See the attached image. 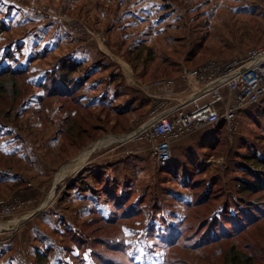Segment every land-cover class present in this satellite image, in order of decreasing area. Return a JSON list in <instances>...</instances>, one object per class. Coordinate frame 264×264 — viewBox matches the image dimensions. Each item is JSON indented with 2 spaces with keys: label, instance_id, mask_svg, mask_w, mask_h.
Instances as JSON below:
<instances>
[{
  "label": "rangeland",
  "instance_id": "1",
  "mask_svg": "<svg viewBox=\"0 0 264 264\" xmlns=\"http://www.w3.org/2000/svg\"><path fill=\"white\" fill-rule=\"evenodd\" d=\"M112 1L0 0V68L24 71L20 97L0 99V179L12 180L0 182L1 264H16L19 250L36 263L42 253L40 264H226L232 248L264 264V183L244 192L239 181L248 165L246 186L264 182V103L240 111L232 136L223 125L185 136L165 169L147 142L125 140L148 116L149 83L264 46V0H146L135 40L119 32L111 44L106 22L134 9L118 14ZM93 33L114 59L106 77L139 83L138 110L86 107L80 84L67 97L43 87L69 37ZM67 116L65 128L82 130L51 151Z\"/></svg>",
  "mask_w": 264,
  "mask_h": 264
},
{
  "label": "built area",
  "instance_id": "2",
  "mask_svg": "<svg viewBox=\"0 0 264 264\" xmlns=\"http://www.w3.org/2000/svg\"><path fill=\"white\" fill-rule=\"evenodd\" d=\"M179 81L190 89L185 99L175 90ZM148 86L154 89V105L125 140L147 142L157 166L165 168L172 162L175 142L221 123L232 136L238 128L240 111L263 103L264 46L229 59L207 60ZM11 212V207L3 209L4 214ZM14 256L16 264H38L21 250Z\"/></svg>",
  "mask_w": 264,
  "mask_h": 264
},
{
  "label": "crops",
  "instance_id": "3",
  "mask_svg": "<svg viewBox=\"0 0 264 264\" xmlns=\"http://www.w3.org/2000/svg\"><path fill=\"white\" fill-rule=\"evenodd\" d=\"M112 2H116V3L119 2L120 4L121 10L120 9L118 10V14L123 11L125 6L131 7V9L132 8L134 9L130 11V14L128 17L127 15L123 14L121 16H117L116 18L115 17L111 19L109 18V20L105 24L104 29H102V31L103 32L105 31V34L107 35H111V38H110L111 44H112L111 39L115 37L120 38V36L118 35L119 32H121L120 34H121L123 41L131 40V39L135 40L134 31H133L135 29L133 28H136V26L140 25L139 22L136 21V17H138L141 14L142 10L140 8L146 6V5L142 6V4H145L146 0H113ZM36 9L37 10L35 9L33 10L35 12L42 13V10L40 8H36ZM144 14H146L145 11H144ZM144 20H146V18ZM94 33L88 35V37H85L84 39H81V37L78 35L74 37H69V40H70L69 46H72V48L69 49L67 53H65L64 55L60 57L61 59H63L64 57L66 56L69 57L70 55L72 59H76L81 62L82 66L79 67L78 71L75 72L74 76L76 77L77 83L81 85V90L84 92L82 101L84 100L85 95L89 96V97H85L86 103H84L85 104L84 106L90 107V108L98 107L101 109H106L109 112L111 111L114 114L116 113L117 115H123L126 112L129 113L131 111L138 110V108L141 107L142 102H145V101H142V97L140 95H137V94L135 95L134 93V90L139 85V83L138 82L136 83V81L132 79H124V80L121 79L120 77H118L117 75L118 73L116 71H112V73L110 74V75H113V78L106 77V73L108 72V69H109V64H112L114 62V59L111 56H109V53H107V51H105L104 49L100 47L101 44L98 40V37L94 35ZM86 38L91 39L92 42H90V44L85 42L87 40ZM115 44L113 43L112 47L119 50L120 46H118V42ZM134 45L137 46L136 44ZM104 56L107 58L104 59ZM60 58L56 62V64L54 63L53 66H49V67L54 69L58 65L57 63L61 60ZM174 76H178V73L176 75L166 76V77H174ZM147 88H149V86ZM175 90L179 92V97L182 99L187 98L190 92V89L187 87L185 82H181V81L178 82V84L175 87ZM130 91H133L132 95L130 94ZM151 91H154V89L152 88L151 90L150 88L149 93H148L150 101L152 102L150 109L154 105V101H155V98L152 95ZM128 98H131V100H129ZM66 119L67 120L65 124L63 123L64 125L62 123L58 124V126L55 129L56 132L51 137V140H50L51 151H53L54 148L57 149L60 146V142L62 141L63 132L65 133L68 132V128L67 127L65 128L66 123L68 121V116L66 117ZM108 136H110L108 132H107V136L102 135V137H105V138H101V135H100L99 138L101 139L94 143L97 144L100 141H105V139L109 140ZM177 142L173 144V152L176 149L175 144ZM94 143L89 142L88 143L89 146H86L87 145L86 144L82 148H80L78 150L79 151L78 156H74L75 158L73 159L70 158L71 161L69 162L66 161L67 163L64 162L65 164L63 166V169L70 166L73 162L77 161L80 155L87 148L92 146ZM14 150L18 151L17 149H14ZM6 181L12 182V180L10 179H0V182H6ZM33 216L34 215L32 213L30 217H33ZM6 257H7L6 255L0 257V264Z\"/></svg>",
  "mask_w": 264,
  "mask_h": 264
},
{
  "label": "trees",
  "instance_id": "4",
  "mask_svg": "<svg viewBox=\"0 0 264 264\" xmlns=\"http://www.w3.org/2000/svg\"><path fill=\"white\" fill-rule=\"evenodd\" d=\"M80 66H82L80 61L72 59L69 56L57 68L48 71L47 79L43 87L45 89L49 87V93L53 95H64L67 97V95H69L70 93H75L80 85L77 83L74 74L76 71H78ZM23 74L24 71L22 69H17L10 65H4L0 68V99H2L3 95H11L13 96V99L20 97V87L15 77ZM65 92H67V94ZM220 125L221 127L223 125V132H226L225 125L223 123H221ZM72 128L74 129L76 135L75 133H73L71 134V137L78 136V134L82 130V128L76 129L75 127H71L68 129V132H70ZM245 168L246 170L244 171L246 174V179L239 180L242 183L244 192H250L252 188L259 191L262 188V183L264 182L262 180H257L252 184V187L246 186L247 182H249L248 176L251 172L249 171L250 167L248 165H246ZM259 177L264 180L263 175H260ZM229 252L230 253L227 257L226 264H254L253 256L250 254L237 251L235 248L230 249ZM36 258L38 264L42 263V261L44 263L47 262V257L42 255V253L40 252L36 253Z\"/></svg>",
  "mask_w": 264,
  "mask_h": 264
},
{
  "label": "water",
  "instance_id": "5",
  "mask_svg": "<svg viewBox=\"0 0 264 264\" xmlns=\"http://www.w3.org/2000/svg\"><path fill=\"white\" fill-rule=\"evenodd\" d=\"M33 215H35V214H33Z\"/></svg>",
  "mask_w": 264,
  "mask_h": 264
},
{
  "label": "bare ground",
  "instance_id": "6",
  "mask_svg": "<svg viewBox=\"0 0 264 264\" xmlns=\"http://www.w3.org/2000/svg\"><path fill=\"white\" fill-rule=\"evenodd\" d=\"M126 139V138H125Z\"/></svg>",
  "mask_w": 264,
  "mask_h": 264
}]
</instances>
